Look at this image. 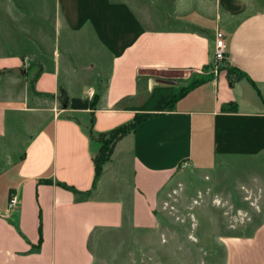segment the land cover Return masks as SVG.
<instances>
[{"label":"crops","instance_id":"obj_1","mask_svg":"<svg viewBox=\"0 0 264 264\" xmlns=\"http://www.w3.org/2000/svg\"><path fill=\"white\" fill-rule=\"evenodd\" d=\"M49 1L45 48L0 53V264H94L95 235L157 228L182 163L203 173L264 153V0ZM217 32L226 57L214 73ZM135 115L148 116L117 140L93 185L84 122L96 135ZM126 172L127 196L116 198L113 174L116 184ZM221 243L223 264H264V222Z\"/></svg>","mask_w":264,"mask_h":264},{"label":"rangeland","instance_id":"obj_2","mask_svg":"<svg viewBox=\"0 0 264 264\" xmlns=\"http://www.w3.org/2000/svg\"><path fill=\"white\" fill-rule=\"evenodd\" d=\"M51 23L49 0H0V53L29 54L36 41L45 48ZM53 103L56 113L58 99ZM28 115L33 124V114ZM84 126L88 130L87 119ZM24 137L21 133L14 140L19 147ZM99 146L98 141L94 143L93 154ZM219 162L212 171L203 173L179 167L161 198L156 229L142 232L125 227L95 235L90 243L96 254L94 264H223L221 239L247 236L264 222V153L226 157ZM5 163L0 153V168ZM125 175V180L115 184L113 174L116 198L127 196L129 174ZM109 182L106 175L101 185Z\"/></svg>","mask_w":264,"mask_h":264},{"label":"trees","instance_id":"obj_3","mask_svg":"<svg viewBox=\"0 0 264 264\" xmlns=\"http://www.w3.org/2000/svg\"><path fill=\"white\" fill-rule=\"evenodd\" d=\"M194 85V84H193ZM191 85L190 87H192ZM187 91L186 89H183L181 92H179L177 95L173 96V98L168 102L167 107H171V104H173L174 101H176L178 98L183 96ZM96 97L93 96V99L89 103L90 109L94 108L95 105V100ZM148 115H135L134 118L127 124L119 126L108 133H100V134H93L90 126L88 127L87 130V135L89 139L93 142H99L100 146L97 149L96 154L92 155V161L94 165V180H93V185L100 176L102 166L103 164L109 160L111 151L117 140H119L122 136H124L126 133L133 131L135 127L142 121L144 120ZM91 123V121H90ZM67 189H70L67 186H64ZM85 193V195H87Z\"/></svg>","mask_w":264,"mask_h":264},{"label":"built area","instance_id":"obj_4","mask_svg":"<svg viewBox=\"0 0 264 264\" xmlns=\"http://www.w3.org/2000/svg\"><path fill=\"white\" fill-rule=\"evenodd\" d=\"M226 57V49H225V43H224V36L223 34L217 32L214 35V41H213V49H212V63L213 67L212 70L214 73L219 69L221 63ZM92 95V92H88V96L90 97ZM188 167L187 163H182L180 165V168ZM17 204V199L15 193H11L8 196L7 200V208H13Z\"/></svg>","mask_w":264,"mask_h":264},{"label":"water","instance_id":"obj_5","mask_svg":"<svg viewBox=\"0 0 264 264\" xmlns=\"http://www.w3.org/2000/svg\"><path fill=\"white\" fill-rule=\"evenodd\" d=\"M59 101L61 103L62 108L66 109L67 105H68V101L66 99V96L65 95H61V97L59 98Z\"/></svg>","mask_w":264,"mask_h":264}]
</instances>
